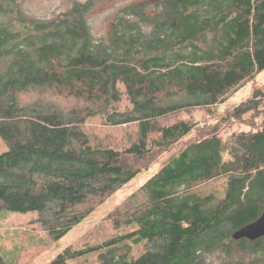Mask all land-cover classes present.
<instances>
[{
	"label": "trees",
	"instance_id": "16d2710c",
	"mask_svg": "<svg viewBox=\"0 0 264 264\" xmlns=\"http://www.w3.org/2000/svg\"><path fill=\"white\" fill-rule=\"evenodd\" d=\"M70 1L33 18L0 0V211L35 212L54 239L196 127L179 114L226 101L264 69V0L130 3L98 39L94 1ZM91 120L134 128L112 139ZM222 120L250 130L186 141L107 214L118 234L85 235L46 264L89 253L100 264H264V236L232 237L264 211V89ZM218 179L221 194L205 190Z\"/></svg>",
	"mask_w": 264,
	"mask_h": 264
},
{
	"label": "rangeland",
	"instance_id": "374dc122",
	"mask_svg": "<svg viewBox=\"0 0 264 264\" xmlns=\"http://www.w3.org/2000/svg\"><path fill=\"white\" fill-rule=\"evenodd\" d=\"M93 1L95 4L87 13V19L93 36L98 39L106 36L110 23L120 8L130 3L151 2L154 0ZM19 4L20 9L28 17L51 18L60 12L68 10L71 6V1L19 0ZM257 88L264 89V69L257 73L254 79L230 95L226 101L209 109L197 108L188 113L179 114L178 118L194 120L197 123L196 127L180 143L171 146L165 151L155 150L149 155V157H154L155 161L149 165L147 170H142L138 173L133 179L100 204L92 214L79 224L73 226L61 238L54 239L47 232L40 230L37 227L38 225L33 222L35 217V212L33 211H0V253L5 263L46 264L63 248L74 244L75 241L85 235H87L89 244H92L118 234L120 230L113 229L111 223L106 218L107 214L131 193L139 189L156 172L159 165L165 162L169 156L176 153L186 141L202 137L213 131H216L215 133L226 139L235 130H250V127L245 124L224 122L222 118L231 107L249 97L253 90ZM29 95L33 96V94ZM92 123L95 125L97 122L93 121ZM96 125L98 126L96 129H91L93 134L96 132L99 136L109 135L112 139L123 138L134 128L133 125L125 124L108 127ZM5 150L6 146L0 140V154ZM222 184L223 180L218 179L207 183L204 187L205 190H214L218 194H221ZM68 264H100V262L97 258V253H89L76 260L68 261Z\"/></svg>",
	"mask_w": 264,
	"mask_h": 264
},
{
	"label": "water",
	"instance_id": "95a60500",
	"mask_svg": "<svg viewBox=\"0 0 264 264\" xmlns=\"http://www.w3.org/2000/svg\"><path fill=\"white\" fill-rule=\"evenodd\" d=\"M261 236H264V211L256 220L242 226L232 234L234 239L246 238L250 241Z\"/></svg>",
	"mask_w": 264,
	"mask_h": 264
}]
</instances>
